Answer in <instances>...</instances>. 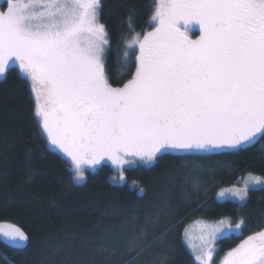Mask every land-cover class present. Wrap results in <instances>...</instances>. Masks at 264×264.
<instances>
[{
	"label": "snow or ice",
	"instance_id": "6c2138e0",
	"mask_svg": "<svg viewBox=\"0 0 264 264\" xmlns=\"http://www.w3.org/2000/svg\"><path fill=\"white\" fill-rule=\"evenodd\" d=\"M6 3L0 77L18 66L30 82L40 127L70 159L75 179L84 178L85 165L103 160L151 165L162 150L239 151L264 139V0H157L153 30L126 45L125 58L127 49L138 51L122 87H113L106 73L101 0ZM197 28L199 37L189 39ZM128 68L122 63L119 71ZM256 186L264 187V178L249 175L243 187L217 199L243 203ZM245 223L200 222L199 245L185 229L196 264H216L217 242L243 234ZM0 232L15 247L27 240L16 227ZM219 264H264V230L241 240Z\"/></svg>",
	"mask_w": 264,
	"mask_h": 264
},
{
	"label": "trees",
	"instance_id": "16d2710c",
	"mask_svg": "<svg viewBox=\"0 0 264 264\" xmlns=\"http://www.w3.org/2000/svg\"><path fill=\"white\" fill-rule=\"evenodd\" d=\"M154 9L155 0H101L113 87L135 72L136 50L127 49V58L124 51L134 34L153 28ZM122 63L129 65L125 73ZM158 157L121 170L104 161L76 183L68 158L50 148L40 127L29 81L9 67L0 77V226L19 228L27 240L15 247L0 238V264H196L182 237L189 220L243 218V234L217 242L219 264L264 230V187L250 188L243 203L217 199L243 175L264 178V139L239 151L162 150Z\"/></svg>",
	"mask_w": 264,
	"mask_h": 264
},
{
	"label": "rangeland",
	"instance_id": "374dc122",
	"mask_svg": "<svg viewBox=\"0 0 264 264\" xmlns=\"http://www.w3.org/2000/svg\"><path fill=\"white\" fill-rule=\"evenodd\" d=\"M6 2V0L4 1V0H1L0 1V10H4V9H6V7H7V3H5ZM156 3H157V0H155V6H156ZM153 30V28L150 30V31H152ZM150 31H148V32H150ZM147 33V32H146ZM188 35H189V39H192V40H195V39H197L198 37H199V31H198V28L195 30V31H190L189 33H188ZM143 38V36L140 38V39H142ZM129 43V42H128ZM127 43V44H128ZM136 51H138V46H136V49H135ZM104 58H105V53H104ZM18 67V66H17ZM7 70V69H6ZM30 83V82H29ZM31 87V86H30ZM122 87V86H121ZM33 94V93H32ZM33 98H34V96H33ZM35 100V99H34ZM47 137V136H46ZM48 140V139H47ZM48 143H49V141H48ZM49 146H50V148L51 149H53V150H55V151H57V152H59V153H61L62 155H64V153H62L58 148H56L55 146H53V145H51L50 143H49ZM174 151H177V152H185V151H182V150H174ZM191 151H194V150H191ZM195 151H197V150H195ZM202 152V151H201ZM65 156V155H64ZM68 158V157H67ZM128 159H132V158H128ZM68 160H69V162H70V159L68 158ZM104 161H109V160H103V161H101V162H104ZM100 162V163H101ZM141 163V162H140ZM135 163H127V165H125V166H120V167H118V166H116L118 169H122V168H125V167H127V166H131V165H134ZM70 165H71V168H72V171H73V166H72V164H71V162H70ZM184 166V165H183ZM89 167H92V166H88V165H85L84 166V169H83V171H85V170H87ZM186 167V166H185ZM249 175H251V174H246V175H243L242 176V178L240 179V182L238 183V184H236V185H233V186H230L229 188H223L222 190H220L219 192H221V191H223V190H226V189H230V188H233V187H237V188H239V187H243V181H244V179H245V177H248ZM252 176V175H251ZM84 179H85V176H84V178L82 179V180H77V179H75V177H74V181L76 182V183H82L83 181H84ZM114 180H117V179H114ZM239 180V179H238ZM237 180V181H238ZM256 187H260V186H256ZM255 187V188H256ZM218 192V193H219ZM229 200H232V201H235V202H238L235 198H230ZM238 203H240V202H238ZM200 222H205V223H214V222H216V221H209V220H206V219H204V218H202V216H195L194 218H192L191 220H189L188 222H187V224L185 225V227H184V229H183V232H182V237H183V241H184V244H185V246L187 247V249L189 250V252L192 254V256H193V258H194V255H193V251H192V249H190L188 246H187V244H186V237H185V229H188V231H189V233H190V235L192 236V239H191V241H190V243L191 244H193V245H199L200 244V240H199V231H198V229H199V224H200ZM10 228H12V226H8V225H2V226H0V229H4V230H8V229H10ZM238 234V233H237ZM0 238L2 239V240H4L5 242H7V240H6V238L2 235V232H0ZM8 243V242H7ZM23 244V243H22ZM217 246V245H216ZM198 250V249H197ZM195 261V260H194ZM195 263H196V261H195Z\"/></svg>",
	"mask_w": 264,
	"mask_h": 264
},
{
	"label": "flooded vegetation",
	"instance_id": "af4514ba",
	"mask_svg": "<svg viewBox=\"0 0 264 264\" xmlns=\"http://www.w3.org/2000/svg\"><path fill=\"white\" fill-rule=\"evenodd\" d=\"M10 65H11V62H10ZM15 67H17V66H15ZM18 68V67H17ZM19 69V68H18Z\"/></svg>",
	"mask_w": 264,
	"mask_h": 264
}]
</instances>
